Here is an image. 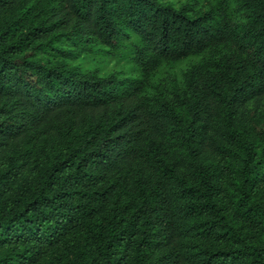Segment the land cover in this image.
Listing matches in <instances>:
<instances>
[{
  "label": "trees",
  "instance_id": "1",
  "mask_svg": "<svg viewBox=\"0 0 264 264\" xmlns=\"http://www.w3.org/2000/svg\"><path fill=\"white\" fill-rule=\"evenodd\" d=\"M0 264H264V0H0Z\"/></svg>",
  "mask_w": 264,
  "mask_h": 264
},
{
  "label": "rangeland",
  "instance_id": "2",
  "mask_svg": "<svg viewBox=\"0 0 264 264\" xmlns=\"http://www.w3.org/2000/svg\"><path fill=\"white\" fill-rule=\"evenodd\" d=\"M176 1V0H175ZM109 67L108 69L110 70L111 68L115 67L117 70H121V69H126L125 67H123L121 64H114V63H109Z\"/></svg>",
  "mask_w": 264,
  "mask_h": 264
}]
</instances>
